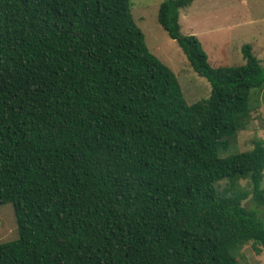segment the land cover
<instances>
[{
    "label": "trees",
    "instance_id": "obj_1",
    "mask_svg": "<svg viewBox=\"0 0 264 264\" xmlns=\"http://www.w3.org/2000/svg\"><path fill=\"white\" fill-rule=\"evenodd\" d=\"M192 2L157 15L210 84L188 103L129 0H0V205L18 231L0 264H239L238 243L264 250V144L219 155L264 65L245 45L243 64L211 66L181 33Z\"/></svg>",
    "mask_w": 264,
    "mask_h": 264
},
{
    "label": "rangeland",
    "instance_id": "obj_2",
    "mask_svg": "<svg viewBox=\"0 0 264 264\" xmlns=\"http://www.w3.org/2000/svg\"><path fill=\"white\" fill-rule=\"evenodd\" d=\"M163 1L129 0L131 15L149 51L176 76L186 101L194 103L205 99L209 96L210 84L194 72L176 41L157 20ZM179 24L183 35L198 38L213 67L243 64L242 47L245 45L251 47L264 65V0H193L180 9ZM254 98L247 127L237 133L235 143L219 151L220 156L251 150L260 142L264 144V89L255 93ZM262 183L264 186V176ZM235 185L244 191L251 188L248 178L238 179ZM17 235L12 203L0 205V243L14 240ZM233 257L239 264H264V250L253 241L238 243Z\"/></svg>",
    "mask_w": 264,
    "mask_h": 264
}]
</instances>
